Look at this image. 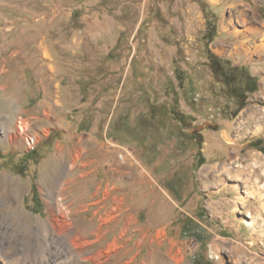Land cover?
Wrapping results in <instances>:
<instances>
[{"label": "rangeland", "instance_id": "374dc122", "mask_svg": "<svg viewBox=\"0 0 264 264\" xmlns=\"http://www.w3.org/2000/svg\"><path fill=\"white\" fill-rule=\"evenodd\" d=\"M211 56L258 79L236 115ZM79 149L74 204L109 184L105 217L124 198L90 251L129 216L131 264L172 242L180 264H264V0H0V184L17 189L0 224L48 225ZM96 208L68 215L91 239Z\"/></svg>", "mask_w": 264, "mask_h": 264}, {"label": "bare ground", "instance_id": "6f19581e", "mask_svg": "<svg viewBox=\"0 0 264 264\" xmlns=\"http://www.w3.org/2000/svg\"><path fill=\"white\" fill-rule=\"evenodd\" d=\"M27 140L34 144L37 141V137L29 138L27 136ZM82 154L83 153L80 149L75 152L72 151L70 163L67 164V170L63 173V176L65 174V178H63L59 185H57L59 192L64 190L68 192L76 191V195L68 205L63 204L62 197L57 196L58 198H55L52 205L54 215L52 216L53 218L49 220L48 225L42 224L38 227H34L31 226V224H25L18 228H5V226L0 224V264H80L87 261H92L93 264L132 263L134 256H136L138 252L134 253V256L129 257L128 255L133 249L132 247H126L131 239V237L126 238L129 225H131L129 216L125 224L116 231L117 233L112 239L103 245L97 246L94 251L89 250L92 244L101 242L108 232L106 229L103 230V226L116 221L114 220L116 219V215L113 212L121 211L124 204V198L118 196L112 197V211L110 213L108 212L105 217H103L102 214H98L102 208L105 209L103 212H107V198L109 197V184L107 183L108 185H106L105 189L106 192L101 197L94 199L101 189V185H98L94 192L87 195L90 199L89 201H83L77 205L74 204L76 199L79 200L86 196L84 194L85 189L84 187L82 188V183L80 182L87 178L88 174L93 172V170L88 172L81 171L76 176L69 175L76 167L84 168L91 163L80 162L79 160ZM109 173L111 175L114 174V170H110ZM79 183L80 187H75V190L71 188ZM0 190L2 191L1 195L7 200L5 203L9 207H13V199L16 196L15 193L17 189L9 186V189L5 190L1 183ZM92 205H97L93 215L90 217L91 222L89 223L93 226V233L96 236L93 239L68 219V215L78 213L79 211H87ZM95 216H98L96 219L97 223L93 222ZM27 229L30 230L31 235L26 236L22 234V232ZM165 235L166 229L158 226L152 234V237L149 239L150 244L152 245L156 242L161 246L162 238L165 237ZM144 238L145 237L142 235V238L137 240V247L141 248ZM34 240H37V242H33ZM62 240L66 243V247L63 249L61 246ZM174 246L175 242H172V246L165 252L167 255V258L165 259L160 258L159 255L154 256V249H151L150 254L148 253L149 256L147 259H143L141 264L182 263L184 255H180V248L174 250ZM235 248L237 249L236 246ZM238 252L239 250L237 249L236 253L238 254Z\"/></svg>", "mask_w": 264, "mask_h": 264}, {"label": "trees", "instance_id": "16d2710c", "mask_svg": "<svg viewBox=\"0 0 264 264\" xmlns=\"http://www.w3.org/2000/svg\"><path fill=\"white\" fill-rule=\"evenodd\" d=\"M210 66L215 73H219L227 93L234 99V105L230 113L236 115L245 105L248 93L258 88V79L252 75L245 66L229 65L225 69L224 62L228 60L211 56ZM226 60V61H225ZM230 64V63H228ZM196 239V235H193ZM192 264H211L210 261L201 262L197 256H192Z\"/></svg>", "mask_w": 264, "mask_h": 264}, {"label": "crops", "instance_id": "0c3cea01", "mask_svg": "<svg viewBox=\"0 0 264 264\" xmlns=\"http://www.w3.org/2000/svg\"><path fill=\"white\" fill-rule=\"evenodd\" d=\"M244 63V62H243Z\"/></svg>", "mask_w": 264, "mask_h": 264}]
</instances>
